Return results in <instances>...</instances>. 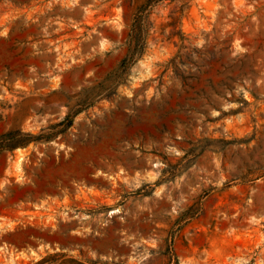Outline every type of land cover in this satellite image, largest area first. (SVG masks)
<instances>
[{
  "label": "rangeland",
  "instance_id": "374dc122",
  "mask_svg": "<svg viewBox=\"0 0 264 264\" xmlns=\"http://www.w3.org/2000/svg\"><path fill=\"white\" fill-rule=\"evenodd\" d=\"M0 264H264V0H0Z\"/></svg>",
  "mask_w": 264,
  "mask_h": 264
}]
</instances>
